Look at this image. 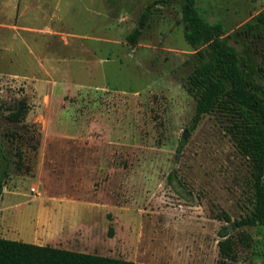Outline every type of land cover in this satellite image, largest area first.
<instances>
[{
	"label": "rangeland",
	"instance_id": "374dc122",
	"mask_svg": "<svg viewBox=\"0 0 264 264\" xmlns=\"http://www.w3.org/2000/svg\"><path fill=\"white\" fill-rule=\"evenodd\" d=\"M183 2L0 0L1 238L143 264H264V227H233L254 202L241 121L220 104L190 129L196 50ZM195 8L264 96V33L247 28L264 0ZM21 101L24 118L10 122Z\"/></svg>",
	"mask_w": 264,
	"mask_h": 264
},
{
	"label": "trees",
	"instance_id": "16d2710c",
	"mask_svg": "<svg viewBox=\"0 0 264 264\" xmlns=\"http://www.w3.org/2000/svg\"><path fill=\"white\" fill-rule=\"evenodd\" d=\"M195 3L196 0H184L182 7L184 37L186 42L196 50L193 76L189 82V91L196 100L190 129H195L203 117L220 104H224L229 112L241 121L243 139L240 142V148L246 156L250 157L253 164L251 179L254 202L251 214L234 221L233 227H264V96L261 95L263 87L249 82L242 75L237 55L222 38V26L205 23L198 15ZM150 16V12L141 15L138 26L127 37L131 45L137 44L142 39ZM247 28L251 32L264 33V10L257 16L256 23L249 24ZM260 71L264 75V68ZM1 108L2 104L0 110ZM27 110L28 106L21 101L17 109L11 110L6 115V119L10 122H19L24 118ZM183 145L184 142L180 147ZM9 169L10 160L0 143V191L9 175ZM175 180L178 182L176 183ZM168 183L176 193L183 195L184 185L178 180L176 171L169 175ZM227 220L230 221L228 216ZM226 236L222 235L223 238ZM219 247L222 253H226L227 239L220 241ZM0 264L143 263L0 237Z\"/></svg>",
	"mask_w": 264,
	"mask_h": 264
},
{
	"label": "crops",
	"instance_id": "0c3cea01",
	"mask_svg": "<svg viewBox=\"0 0 264 264\" xmlns=\"http://www.w3.org/2000/svg\"><path fill=\"white\" fill-rule=\"evenodd\" d=\"M16 9H18V7H16ZM17 28V27H16ZM24 29H26V28H24ZM47 246V245H46ZM52 247V246H51ZM57 248H60V247H57ZM63 249H67V250H72V251H77V252H83V253H88V254H93V253H89V252H87V251H80V250H76V249H68V248H63ZM94 254H96V253H94ZM96 255H98V254H96ZM102 256V255H101ZM107 256V255H106ZM108 257H111V256H108ZM136 263V262H135Z\"/></svg>",
	"mask_w": 264,
	"mask_h": 264
},
{
	"label": "water",
	"instance_id": "95a60500",
	"mask_svg": "<svg viewBox=\"0 0 264 264\" xmlns=\"http://www.w3.org/2000/svg\"><path fill=\"white\" fill-rule=\"evenodd\" d=\"M188 134H189V132L188 131H185L184 133H183V139L184 140H186L187 139V137H188ZM179 156V154H177V156L176 157H178ZM228 230H231V229H227V231Z\"/></svg>",
	"mask_w": 264,
	"mask_h": 264
}]
</instances>
